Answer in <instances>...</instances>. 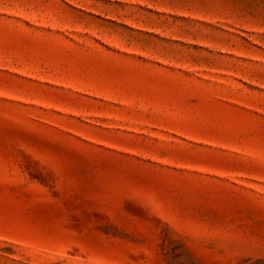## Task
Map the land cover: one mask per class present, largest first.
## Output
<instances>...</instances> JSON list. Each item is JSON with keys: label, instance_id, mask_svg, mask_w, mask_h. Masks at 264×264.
Returning a JSON list of instances; mask_svg holds the SVG:
<instances>
[{"label": "rangeland", "instance_id": "1", "mask_svg": "<svg viewBox=\"0 0 264 264\" xmlns=\"http://www.w3.org/2000/svg\"><path fill=\"white\" fill-rule=\"evenodd\" d=\"M0 264H264V0H0Z\"/></svg>", "mask_w": 264, "mask_h": 264}]
</instances>
